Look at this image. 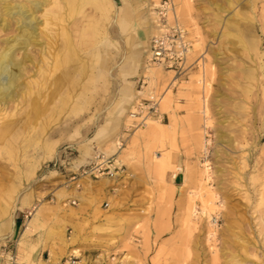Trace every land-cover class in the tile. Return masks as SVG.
I'll list each match as a JSON object with an SVG mask.
<instances>
[{
  "label": "rangeland",
  "instance_id": "1",
  "mask_svg": "<svg viewBox=\"0 0 264 264\" xmlns=\"http://www.w3.org/2000/svg\"><path fill=\"white\" fill-rule=\"evenodd\" d=\"M47 1L36 11L37 34L16 43L19 23L2 25L0 3V53L11 47L21 64L15 87L0 97V264L10 252L31 262L22 255L29 243L23 250L18 244L23 231L26 239L60 226L55 239H72L60 210L70 208L75 184L93 182L71 174L95 149L123 165L115 176L99 177L116 187L93 218L92 238L106 255L116 245L126 264H264V0H189L187 16L174 18L192 47L180 74L149 62V39L167 25L157 13L160 0H86L79 11ZM171 1L169 12L179 5ZM46 10L57 11L47 23ZM203 63L210 67L204 81ZM152 92L163 118L145 123L169 124L172 111L178 120L165 142L146 124L129 126L138 119L135 101ZM165 94L171 101L162 106ZM157 151L164 152L154 164ZM205 161L207 190L199 180ZM202 192L214 196L212 208ZM37 205L30 232L28 211ZM18 211L22 223H12ZM35 254L36 264H51Z\"/></svg>",
  "mask_w": 264,
  "mask_h": 264
},
{
  "label": "crops",
  "instance_id": "2",
  "mask_svg": "<svg viewBox=\"0 0 264 264\" xmlns=\"http://www.w3.org/2000/svg\"><path fill=\"white\" fill-rule=\"evenodd\" d=\"M90 179L93 182H86L85 184L77 183L75 184V188L70 189V196H74V199L70 202V208L60 210V214L67 220L68 231H72L74 228L72 239L69 242L64 238H61V240L55 239L54 236L56 234L59 236L63 234L64 229H59L58 227L60 226H50L46 232H35L36 234L34 233L29 238L22 239L24 247L29 243L26 248L27 250L22 252V255L28 257L31 261H24V263L33 264L32 262H34L36 264V261L30 257L31 252L36 251L35 259H39L40 261L49 260L53 253L56 258L51 259L52 264L56 259L74 250L80 252L79 264H111L110 259L116 256L120 258L117 264H126L128 262L122 259L124 258L122 257V250H119L116 245H110L107 248L110 251V256H108L102 251L103 247L98 244L97 240L92 238V225L98 224L93 220L94 214L98 208H105L109 204V198L115 194L116 187L110 186L104 178ZM72 201L74 202L72 203ZM23 216L24 212L18 211L12 223H22ZM86 220H89L87 225L84 224ZM25 221L26 219L23 222V226ZM23 233L24 231L21 233V236ZM20 239L18 244L21 241ZM36 242L38 245H36Z\"/></svg>",
  "mask_w": 264,
  "mask_h": 264
},
{
  "label": "built area",
  "instance_id": "3",
  "mask_svg": "<svg viewBox=\"0 0 264 264\" xmlns=\"http://www.w3.org/2000/svg\"><path fill=\"white\" fill-rule=\"evenodd\" d=\"M172 6L171 0H160L156 5L159 20L163 24H167L165 28L154 33L149 39V60L153 64L162 65L165 68L173 69L175 74L184 73L189 66L187 64V55L191 47L190 39L188 38L187 31L177 20L167 22V11ZM159 95L152 92L147 96L139 97L132 108L131 113L138 119H133L129 126L136 127L145 124V121L150 116H157L163 118V112L159 110ZM162 114V115H161ZM210 135L205 134L207 152L204 158L208 155ZM209 139V141H207ZM123 138L117 140V144L121 145ZM123 170L122 163H118L113 154H107L102 150L95 149L91 153L89 159L79 165L76 171L71 174L72 179L79 176H87L90 178H99L101 176L113 177L119 171ZM174 176V174H173ZM74 201H72L73 203ZM29 214V212H28ZM28 214H25L27 216ZM217 216H212L216 219ZM9 261L7 264H22L16 261L12 256L14 253L10 252ZM16 257V256H15ZM80 254L68 253L53 261L52 264H79Z\"/></svg>",
  "mask_w": 264,
  "mask_h": 264
},
{
  "label": "bare ground",
  "instance_id": "4",
  "mask_svg": "<svg viewBox=\"0 0 264 264\" xmlns=\"http://www.w3.org/2000/svg\"><path fill=\"white\" fill-rule=\"evenodd\" d=\"M61 1H65L70 6L71 10H74V11H79L82 8V5L84 3H86V0H83V2H80V0H52L53 7L60 8L61 7ZM28 2H30L31 5H28L27 2H18V3L15 2V4H13L10 0H0V3L3 6V18H2L3 19V23H2V25L3 26H7L8 25V21L7 20H10V19H13V18L16 20V22L19 23V27H20L21 31H20L19 36L16 39H14L15 43L20 41V40H24V39L27 40V41H30V40H32V36L37 34L36 31H37L38 24H39L40 20H39V17L37 16V14H36V11H38L39 9L44 8V6L48 3L47 0H44V1L43 0H28ZM189 6H190L189 0H179V5L175 6V7H178V9L176 11H174V9H173V11L169 12V10H171L173 8V3H172V6H171L170 9H168L167 13L169 12L170 17L173 20H174V18L176 19L178 16L179 17H185V16H187V14L185 13V10L187 12H189L187 10L189 8ZM56 12L57 11L50 12L49 10H46L45 14H44V18H45L44 22L47 23L46 20H47V14L48 13H51V14H53V16H55ZM156 17H157L156 14L154 16L152 15V19L154 21L156 20ZM64 34H66V33L64 32ZM5 50H4V53H0L1 54L0 55V97L7 96V94L11 93V91L13 90V87H15L14 86V83H15L14 79H16V76H17L16 66H17V69H18L19 68L18 66L21 65L20 61L15 60V57H14V54H13V51H12L11 47H9V48H7ZM191 50H192V47H190V49H189L190 54H191ZM149 62L152 63L150 60H149ZM154 65L160 66L158 68H163L164 67V66L158 65V64H154ZM201 67H202V69H201L202 71H201V74L199 75V78H200V80L203 79V81H204V80H206V76H208L209 73H210V67H209V65H205L204 63L202 64ZM167 69H169V68H167ZM211 70H213V69H211ZM158 73L161 74V69H158ZM208 84L209 83H207V85ZM165 95L166 96L163 95L161 97L162 106L168 105L169 101H171L170 100L171 96H169L167 94H165ZM131 115L133 116L134 114L131 113ZM145 124L148 126V129H149V131L151 133H153L155 136H158L160 139H162V141H164L163 139L169 138L170 135L172 134V132H174V130L177 127L178 120H177L176 114L173 113V111H172V120H171V122L169 124L161 123L160 120H156V119H150L149 123L148 124L145 123ZM205 128H208V127L206 126ZM207 133L210 135L209 138H211V133L206 131V134ZM162 141H161L162 147H164L163 143L165 141L164 142H162ZM203 141H204L203 143H205V144H203L204 147H203L202 151H203V154H205V152H207L206 151L207 150V146H206V138L204 136H203ZM207 141H209V139H207ZM123 146H124L123 143L121 145H118V149L122 148ZM162 147H161V149H163ZM163 152L164 151H162V152L161 151H157L155 153L156 157H155V159L153 161L154 164L158 160V156L161 155ZM168 159H169L170 162L173 163L171 155H170V157H168ZM201 166H203V167L200 168V175H199L200 179L199 180L201 182V188L203 190H207L206 183H207V180L209 179V174H210L209 173V162L208 161H205V163L202 162ZM176 176H173V177L175 178ZM176 181H179L180 183L183 181V174L182 173L178 174V176L176 178ZM206 194H207L206 192H202V196H206ZM208 194L206 196L207 198L205 200L206 201L205 204L209 208H212V206H210V204H213L215 202L214 196L212 194L211 195H208ZM194 208L197 209V205H195ZM37 209H38V205H37V207H35V213L33 211H28L30 216H32L27 221V223L29 222L27 230H29L30 232L33 229L31 228L32 221H29V220H31L33 218V216L36 214ZM196 209L193 210L194 218L198 217V210H196ZM29 217H27V218H29ZM25 234H26V232H24V234L21 236V239H20L21 241L19 243V245H20L22 250H23L22 247H23V244H24L22 239H24ZM15 256H12V257H14L16 259ZM52 258H54V255H51L49 260H51Z\"/></svg>",
  "mask_w": 264,
  "mask_h": 264
}]
</instances>
